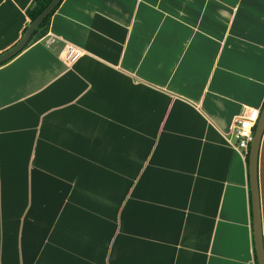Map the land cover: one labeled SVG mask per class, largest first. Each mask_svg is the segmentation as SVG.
I'll list each match as a JSON object with an SVG mask.
<instances>
[{"label":"crops","instance_id":"0c3cea01","mask_svg":"<svg viewBox=\"0 0 264 264\" xmlns=\"http://www.w3.org/2000/svg\"><path fill=\"white\" fill-rule=\"evenodd\" d=\"M263 104L264 0H62L0 65V264H255L230 133ZM257 184L264 236V133Z\"/></svg>","mask_w":264,"mask_h":264},{"label":"water","instance_id":"95a60500","mask_svg":"<svg viewBox=\"0 0 264 264\" xmlns=\"http://www.w3.org/2000/svg\"><path fill=\"white\" fill-rule=\"evenodd\" d=\"M62 0H50L40 13L31 20L22 32L19 39L9 48L0 53V64L7 62L18 54L29 42L34 31L53 12ZM264 133V104L261 107L260 115L254 129L253 139L250 143L247 155V173L251 202L252 236L257 264H264V238L260 221V204L257 184V157Z\"/></svg>","mask_w":264,"mask_h":264},{"label":"built area","instance_id":"2783aa9c","mask_svg":"<svg viewBox=\"0 0 264 264\" xmlns=\"http://www.w3.org/2000/svg\"><path fill=\"white\" fill-rule=\"evenodd\" d=\"M53 42V37H49L46 40L47 45H50ZM81 55V49L71 44H66L60 53L62 61L67 65L74 63ZM260 110V107L250 108L244 114L237 116L232 125L230 141L232 142L234 149L244 157L248 155L250 143L253 139L254 129L260 115Z\"/></svg>","mask_w":264,"mask_h":264},{"label":"trees","instance_id":"16d2710c","mask_svg":"<svg viewBox=\"0 0 264 264\" xmlns=\"http://www.w3.org/2000/svg\"><path fill=\"white\" fill-rule=\"evenodd\" d=\"M50 0H32L30 6L26 9V14L29 18V22L31 20H33L39 13L40 11L49 3ZM58 7V6H57ZM56 7V8H57ZM56 10V9H55ZM54 10V11H55ZM53 11V12H54ZM50 13V15H48V17L39 25V27L34 31L32 37L34 36V34L47 22V20L49 19V17L52 15V13ZM26 28V27H25ZM24 28V30H25ZM23 30V31H24ZM31 37V38H32ZM30 38V39H31ZM30 41V40H29ZM28 44V43H27ZM3 64V63H2ZM1 65V64H0ZM246 161H247V156H246ZM264 238V236H263ZM254 246V244H253ZM254 251V261H255V264H257V260H256V255H255V250Z\"/></svg>","mask_w":264,"mask_h":264},{"label":"rangeland","instance_id":"374dc122","mask_svg":"<svg viewBox=\"0 0 264 264\" xmlns=\"http://www.w3.org/2000/svg\"><path fill=\"white\" fill-rule=\"evenodd\" d=\"M77 162L79 164L82 163L83 165H90L91 162H94V159H91V157H89V156H85V157H82L80 159H77ZM95 163H99V164L109 163V164L121 165V164H123V159L96 158ZM72 164H74V159H72Z\"/></svg>","mask_w":264,"mask_h":264}]
</instances>
